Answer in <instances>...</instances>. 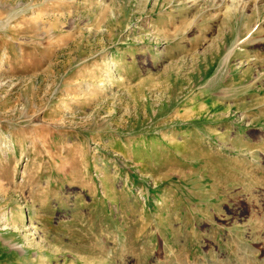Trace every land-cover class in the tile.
<instances>
[{"label": "rangeland", "instance_id": "rangeland-1", "mask_svg": "<svg viewBox=\"0 0 264 264\" xmlns=\"http://www.w3.org/2000/svg\"><path fill=\"white\" fill-rule=\"evenodd\" d=\"M0 264H264V0H0Z\"/></svg>", "mask_w": 264, "mask_h": 264}]
</instances>
